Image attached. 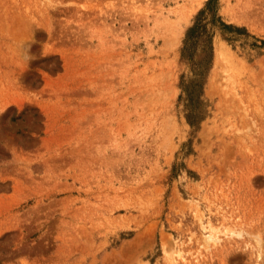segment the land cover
Returning <instances> with one entry per match:
<instances>
[{
    "label": "rangeland",
    "instance_id": "1",
    "mask_svg": "<svg viewBox=\"0 0 264 264\" xmlns=\"http://www.w3.org/2000/svg\"><path fill=\"white\" fill-rule=\"evenodd\" d=\"M207 2L0 0V264H264V0L190 95Z\"/></svg>",
    "mask_w": 264,
    "mask_h": 264
},
{
    "label": "trees",
    "instance_id": "2",
    "mask_svg": "<svg viewBox=\"0 0 264 264\" xmlns=\"http://www.w3.org/2000/svg\"><path fill=\"white\" fill-rule=\"evenodd\" d=\"M218 0H208L205 9L201 10L196 17V21L191 26L186 34L182 55L192 63L194 77L185 85V90L193 95L201 90L204 78L208 70L211 68L213 59L212 35L208 30V23L215 24L220 21L222 29L226 31H236L238 33H247V30L242 27L228 25L220 20L217 15ZM202 44V49L199 51L198 46ZM199 51V52H198ZM201 57L198 58L197 54ZM190 105L196 103L193 98L189 99Z\"/></svg>",
    "mask_w": 264,
    "mask_h": 264
}]
</instances>
